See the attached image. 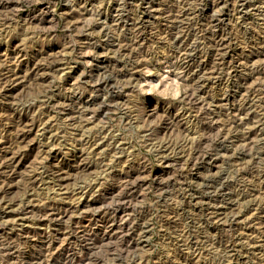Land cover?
I'll return each mask as SVG.
<instances>
[{"label":"rangeland","instance_id":"obj_1","mask_svg":"<svg viewBox=\"0 0 264 264\" xmlns=\"http://www.w3.org/2000/svg\"><path fill=\"white\" fill-rule=\"evenodd\" d=\"M0 264H264V0H0Z\"/></svg>","mask_w":264,"mask_h":264}]
</instances>
